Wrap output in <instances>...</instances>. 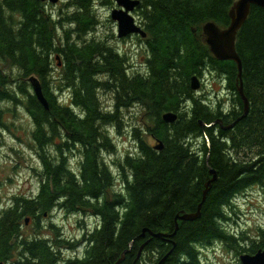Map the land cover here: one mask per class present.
Masks as SVG:
<instances>
[{"label":"trees","instance_id":"obj_1","mask_svg":"<svg viewBox=\"0 0 264 264\" xmlns=\"http://www.w3.org/2000/svg\"><path fill=\"white\" fill-rule=\"evenodd\" d=\"M96 1L101 7L112 4L67 0L53 12L45 1L0 0V100L22 104L29 115L40 163L36 194L14 196L0 210V261L60 263V243L70 242L60 241L57 233L24 236L21 231L28 217L35 219V232L38 219L54 208L98 218L82 235L83 255L65 264H199V247L215 241L239 255L263 250L264 228L250 238L229 232L222 220L237 195L264 185V8L252 5L237 31L238 76L235 61L215 59L201 41L205 22L229 25L235 0H140L136 10L146 36L137 40L145 49L146 70L130 75L126 55L102 39L87 38L100 23ZM58 58L59 81L51 88ZM206 63L225 75L233 95L230 111L202 103L191 89V76ZM29 76L41 82L47 108L28 84ZM240 80L247 115L228 129L201 125L217 118L228 125L242 114ZM61 88L66 100L55 94ZM101 90L114 94L112 109L100 102ZM134 103L145 109L147 125L131 127L136 154L117 160L115 178L104 155L114 152L108 127L119 129L120 110ZM169 111L177 114L172 123L162 119ZM145 134L162 148L155 149ZM72 153L78 154L76 169L70 165ZM211 169L217 178L203 196ZM199 205V216L177 220L175 230L177 214L196 213ZM150 232L174 235L158 238Z\"/></svg>","mask_w":264,"mask_h":264},{"label":"rangeland","instance_id":"obj_2","mask_svg":"<svg viewBox=\"0 0 264 264\" xmlns=\"http://www.w3.org/2000/svg\"><path fill=\"white\" fill-rule=\"evenodd\" d=\"M66 1L67 0H58L56 4L47 2V8L53 12H57ZM115 7L118 6L114 0H112V4L102 7L96 1L95 10L100 23L87 38L90 39L95 36L102 39L115 50L126 55L128 59L127 71L130 75L135 72L143 73L146 68L144 65V46L137 40L138 36L126 38L117 37L116 23L110 18L111 10ZM133 16H135L136 21L139 23V16L136 12ZM201 41L209 49V46L204 41V37ZM58 62L59 60H55V65L53 66L54 68L49 78V85L51 88H55L57 81H59L60 69L58 65H60V63ZM13 71L16 72V69L13 68ZM193 76L195 75H192L191 78ZM25 78L26 77H24V79ZM28 84L30 85V82H28ZM29 90L31 91V87ZM65 91V88H61L57 90L55 94L57 97L66 100L67 96ZM196 94L204 95L210 106L222 102V105L228 109L231 105L232 94L225 89L223 78L218 77L217 74L211 70H206L202 75V87L197 90ZM98 96L100 102L106 108H113L114 94L101 90ZM0 110L1 210L2 207L9 206L14 195L33 196L36 194L39 185L37 171L40 169V163L32 144L31 131L33 124L22 104L17 105L0 100ZM144 111L145 109L138 103H134L127 108L123 107L120 110L122 121L119 129L113 126L108 127L114 152L112 154L105 153L104 155L115 178L119 177L118 168L115 164L117 160H121L127 152L136 154V145L130 130L132 126L136 125H141L142 128L145 129V125H147V116ZM145 137L149 144H154V140L149 135L145 134ZM198 144L200 145L201 142L197 143V147ZM194 147H196V145H194ZM77 156V153H72L69 157L71 161L70 165L73 169H76L78 164L76 161ZM117 187L118 183L115 182V188ZM225 216L227 218L223 219L222 223L229 232L237 234L243 232L248 234L250 238H254L258 227L264 228V185H252L242 194H239L233 204L226 207ZM34 220L35 219L29 220L28 224L22 223L21 231L24 236L38 233L48 234L54 237V234L57 233V237L61 239L60 241L66 240L70 242L69 245L76 242L74 248H70L65 242L60 243L59 252L61 261L58 264H65L67 260L83 255L85 244L82 241V235L86 233L87 230L93 229L98 222V218L91 214H69L59 208H54L50 213H45L41 216L37 221L39 227H37L35 232ZM199 251V264H241L239 254L221 241H215L203 247L200 246ZM15 257L16 255L11 258V261H13ZM4 264L11 263L4 262Z\"/></svg>","mask_w":264,"mask_h":264},{"label":"water","instance_id":"obj_3","mask_svg":"<svg viewBox=\"0 0 264 264\" xmlns=\"http://www.w3.org/2000/svg\"><path fill=\"white\" fill-rule=\"evenodd\" d=\"M47 1L52 4H56L58 0H40ZM118 7L111 10L110 17L117 23V37L123 38L130 36L132 34L140 35L145 37V31L135 22V18L131 15L136 7H138L140 0H114ZM252 5H256L264 8V0H236L232 7L229 10L230 23L225 28H221L214 21H208L203 25V36H205L204 41L209 46L210 51L218 60H233L237 63L238 76L241 74V61L235 50V40L237 31L241 25L246 20L250 8ZM28 81L31 84L32 90L42 105L47 108V100L43 94L41 83L39 79L35 76H30ZM191 89L196 90L199 87V80L196 76L191 78ZM241 81L238 87V93L242 98L244 109L247 110L248 102L246 96L242 91ZM244 115V113H243ZM242 115V116H243ZM177 114L174 112H165L162 114V119L166 122L172 123L176 120ZM237 121V120H236ZM226 126L225 128H230L236 122ZM162 143L159 142L155 148L161 149ZM213 174V177L207 181L206 188L204 193H207L210 184L216 179V173L213 170H210ZM198 217V213L188 214L183 213V219H194ZM28 222V218L25 219V223ZM143 236V234H142ZM158 237L161 234L157 235ZM128 251V250H127ZM124 251L121 257L117 262H120L124 259V254L127 252ZM242 264H264V250L258 251L255 254H246L241 256ZM0 264H2L0 262Z\"/></svg>","mask_w":264,"mask_h":264},{"label":"bare ground","instance_id":"obj_4","mask_svg":"<svg viewBox=\"0 0 264 264\" xmlns=\"http://www.w3.org/2000/svg\"><path fill=\"white\" fill-rule=\"evenodd\" d=\"M115 2V1H114ZM116 8V7H115ZM114 9V8H113ZM136 9V8H135ZM131 13V15H132V11L130 12ZM134 17V16H133ZM111 18V17H110ZM135 18V17H134ZM114 21V20H113ZM115 22V21H114ZM135 22H136V20H135ZM208 22V21H207ZM116 23V22H115ZM137 23V22H136ZM206 23V22H205ZM204 23V24H205ZM203 24V25H204ZM139 25V24H138ZM203 25H202V28H203ZM116 26H117V23H116ZM145 36H146V33H145ZM58 60H59V58H58ZM58 63H60V60H59V62ZM61 64V63H60ZM30 77V76H29ZM246 100H247V98H246ZM247 102H248V100H247ZM248 108H247V110H245L244 109V104H243V111H242V114L236 119L237 121H239V120H241L243 117H245L246 115H247V113H248ZM169 112H172V111H169ZM165 113V112H164ZM243 113H244V115H243ZM243 115V116H242ZM177 119V118H176ZM235 120V121H236ZM236 121V122H237ZM164 122H166V121H164ZM234 122V121H233ZM232 122V123H233ZM236 122L234 123V125L236 124ZM166 123H169V122H166ZM201 123V125H204V126H206V127H210V126H212V125H214V122L213 123H208V124H206V123H203V122H200ZM219 123H221V121L219 120ZM232 123H230V124H232ZM230 124H228V125H230ZM228 125H225V126H221V128L222 129H228V128H225L226 126H228ZM233 125V126H234ZM232 126V127H233ZM232 127H230V128H232ZM154 142L156 143V145H154V148H155V146H157L158 144H159V142L160 141H157V140H154ZM162 143V142H161ZM162 148V147H161ZM155 149H157V148H155ZM157 150H159V149H157ZM132 153V152H131ZM212 170V169H211ZM214 171V170H213ZM215 172V171H214ZM210 173H211V171H210ZM216 173V172H215ZM211 175H212V177H213V174L211 173ZM211 177V178H212ZM210 178V179H211ZM216 178H217V176H216ZM210 179H208V181L210 180ZM207 183V182H206ZM206 183H205V186H206ZM203 196H205V193L203 192ZM238 196V195H237ZM236 196V197H237ZM236 197L233 199V202H234V200L236 199ZM199 209H200V205L198 206V208H197V212L196 213H198V216H199V214H200V212H199ZM183 213H188V214H195V213H190V212H183ZM183 213H181V214H177V217H176V221H175V230L178 228V223H177V220H190V219H183L182 218V215H183ZM28 218V217H27ZM28 222H29V218H28ZM28 222L27 223H25V224H28ZM175 232V231H174ZM174 232L172 233V234H167V233H151L150 232V234H151V236H155V237H158L157 235L158 234H161V236L160 237H158V238H169L170 236H173L174 235ZM142 247H143V245L140 247V249H139V252L141 251V249H142ZM264 250V249H263ZM262 249H259V250H257L256 252H258V251H263ZM171 251H169L162 259H161V261H160V263L163 261V260H165L166 259V257L169 255V253H170ZM255 252V253H256ZM255 253H253V254H255ZM246 254H249V253H246V252H244V253H241L240 255H239V260H240V263L242 264V261H241V256L242 255H246ZM138 255H139V253H138ZM2 264H4V262L3 261H0Z\"/></svg>","mask_w":264,"mask_h":264},{"label":"flooded vegetation","instance_id":"obj_5","mask_svg":"<svg viewBox=\"0 0 264 264\" xmlns=\"http://www.w3.org/2000/svg\"><path fill=\"white\" fill-rule=\"evenodd\" d=\"M133 13H132V15H134V13L136 12L137 13V10L136 9H134L133 11H132ZM135 17V16H134ZM135 20H136V18H135ZM137 22V21H136ZM137 24H139L138 22H137ZM140 25V24H139ZM202 32H203V28H202ZM146 33V32H145ZM204 33V32H203ZM205 34V33H204ZM206 35V34H205ZM139 36V35H138ZM140 38H144V37H141V36H139ZM203 37L205 38V36H202V39H203ZM211 54H212V52H211ZM212 56L215 58V59H217L213 54H212ZM218 60V59H217ZM144 70H146V68L144 69ZM206 70H211V71H214L216 74H217V76L218 77H222L223 78V83L225 84V89L228 91V92H230L231 94H232V92L230 91V89H228L227 88V85H226V79H225V75L223 74V73H219V72H217L216 71V69L215 68H212L211 67V65H210V63H206V65L205 66H203L202 67V71H201V73L200 74H194L198 79H199V88L200 87H202V75L204 74V72L206 71ZM196 92H197V90L195 91V95L197 96V97H200L201 98V100L203 101L202 103H204V104H207V105H209V103L207 102V100H206V98H205V96L204 95H202V94H196ZM210 106V105H209ZM219 106V108H222L223 109V113H225L226 111H228L231 107L233 108V106H234V103H233V95H232V97H231V105L228 107V109H226V107H224L223 105H222V102H218V103H216V104H214L213 106H211L212 108H216V107H218ZM231 108V109H232ZM230 109V110H231ZM229 110V111H230ZM219 120L221 121V123H219ZM235 120V119H234ZM233 120V121H234ZM232 121V122H233ZM214 122V126H225V124H223V120L221 119V118H217L216 120H214L213 121ZM227 125V124H226ZM153 139V138H152ZM154 140V139H153ZM14 196H17V195H14ZM13 196V197H14ZM12 197V198H13Z\"/></svg>","mask_w":264,"mask_h":264}]
</instances>
